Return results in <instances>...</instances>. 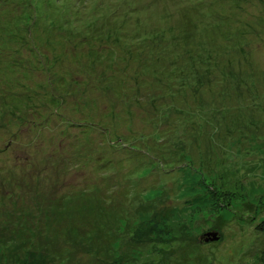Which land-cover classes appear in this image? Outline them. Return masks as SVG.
I'll list each match as a JSON object with an SVG mask.
<instances>
[{"label": "rangeland", "instance_id": "obj_1", "mask_svg": "<svg viewBox=\"0 0 264 264\" xmlns=\"http://www.w3.org/2000/svg\"><path fill=\"white\" fill-rule=\"evenodd\" d=\"M262 219L264 0H0V264H257Z\"/></svg>", "mask_w": 264, "mask_h": 264}, {"label": "trees", "instance_id": "obj_2", "mask_svg": "<svg viewBox=\"0 0 264 264\" xmlns=\"http://www.w3.org/2000/svg\"><path fill=\"white\" fill-rule=\"evenodd\" d=\"M255 230L264 235V219H262L257 225ZM257 264H264V246L259 250L257 257Z\"/></svg>", "mask_w": 264, "mask_h": 264}, {"label": "water", "instance_id": "obj_3", "mask_svg": "<svg viewBox=\"0 0 264 264\" xmlns=\"http://www.w3.org/2000/svg\"><path fill=\"white\" fill-rule=\"evenodd\" d=\"M218 239V236L216 235V236H214V240H217Z\"/></svg>", "mask_w": 264, "mask_h": 264}]
</instances>
